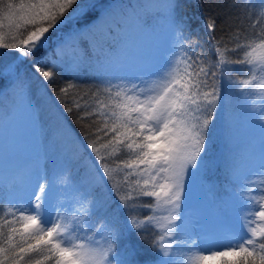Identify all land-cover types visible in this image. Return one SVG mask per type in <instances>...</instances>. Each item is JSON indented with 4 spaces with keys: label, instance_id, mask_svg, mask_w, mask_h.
<instances>
[{
    "label": "snow or ice",
    "instance_id": "1",
    "mask_svg": "<svg viewBox=\"0 0 264 264\" xmlns=\"http://www.w3.org/2000/svg\"><path fill=\"white\" fill-rule=\"evenodd\" d=\"M185 6L0 0V120L40 145L0 180V264H264V0Z\"/></svg>",
    "mask_w": 264,
    "mask_h": 264
},
{
    "label": "rangeland",
    "instance_id": "2",
    "mask_svg": "<svg viewBox=\"0 0 264 264\" xmlns=\"http://www.w3.org/2000/svg\"><path fill=\"white\" fill-rule=\"evenodd\" d=\"M138 47L133 48L130 55L133 58H141L151 54L153 49L162 43L160 40H153L149 37H142ZM246 138H248L246 140ZM243 141L253 140L257 144L255 164L261 163L264 155V133L256 127H249L242 136ZM40 145L33 133L30 118L26 113L21 112L16 124L6 125L0 120V180L10 174L15 164L23 159L35 156ZM190 203L197 209L207 221L212 214V206L208 203L205 194L197 189L195 182L190 180Z\"/></svg>",
    "mask_w": 264,
    "mask_h": 264
},
{
    "label": "trees",
    "instance_id": "3",
    "mask_svg": "<svg viewBox=\"0 0 264 264\" xmlns=\"http://www.w3.org/2000/svg\"><path fill=\"white\" fill-rule=\"evenodd\" d=\"M225 0H182V3L186 5L184 8L181 9V12L183 14H186L190 18V23L192 24V27L194 29L199 28L203 24V17L208 15L210 11L215 9L216 5L223 4ZM212 14H218L217 12H213ZM200 36L204 39H206V34L203 32L202 28L199 32ZM135 39V48L138 47L140 44L138 42L142 41V37H134ZM205 47H207L205 45ZM82 84L90 83V81L82 80L80 81ZM69 120L71 122V117H69ZM73 128H76V125L73 124ZM80 130L77 129V132ZM248 138H246L247 140ZM197 187V185L195 184ZM197 189H199L197 187ZM200 190V189H199ZM201 191V190H200ZM140 218H143L141 216Z\"/></svg>",
    "mask_w": 264,
    "mask_h": 264
}]
</instances>
